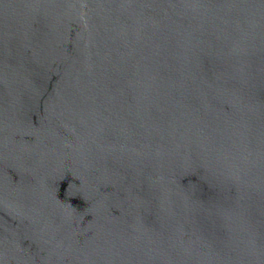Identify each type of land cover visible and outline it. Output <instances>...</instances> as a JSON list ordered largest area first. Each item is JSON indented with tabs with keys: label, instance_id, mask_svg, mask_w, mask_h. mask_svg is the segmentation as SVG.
<instances>
[{
	"label": "water",
	"instance_id": "1",
	"mask_svg": "<svg viewBox=\"0 0 264 264\" xmlns=\"http://www.w3.org/2000/svg\"><path fill=\"white\" fill-rule=\"evenodd\" d=\"M0 264H264V0H0Z\"/></svg>",
	"mask_w": 264,
	"mask_h": 264
}]
</instances>
